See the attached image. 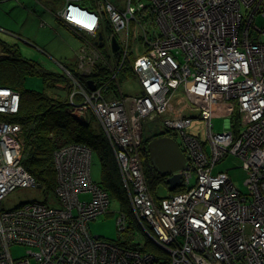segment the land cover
I'll use <instances>...</instances> for the list:
<instances>
[{
    "label": "built area",
    "instance_id": "2783aa9c",
    "mask_svg": "<svg viewBox=\"0 0 264 264\" xmlns=\"http://www.w3.org/2000/svg\"><path fill=\"white\" fill-rule=\"evenodd\" d=\"M90 1L66 0L57 17L91 35L76 53V70L107 66L120 96L104 98L99 87L87 91L65 69L69 111L100 125L135 220L157 249L91 234L88 222L107 211L110 197L91 178V148L75 142L53 153L55 199L0 209V264H264V24H256L264 0ZM131 22L138 28L137 54L130 48ZM129 56L140 85L134 95L122 94L117 82ZM19 101L17 91L0 86V113H16ZM216 116L225 119L222 132L213 130ZM156 119L187 159L183 189L160 198L147 185L140 155L142 122ZM194 119L204 122V139L190 132ZM22 151L21 125L0 120V201L17 187L38 186L21 163ZM229 154L246 172L247 193L226 171H213ZM84 192L89 199L79 198ZM125 218L119 214V229ZM12 244L30 250L15 259Z\"/></svg>",
    "mask_w": 264,
    "mask_h": 264
},
{
    "label": "trees",
    "instance_id": "16d2710c",
    "mask_svg": "<svg viewBox=\"0 0 264 264\" xmlns=\"http://www.w3.org/2000/svg\"><path fill=\"white\" fill-rule=\"evenodd\" d=\"M81 34L84 36V33ZM90 36L88 35V37ZM98 43L100 44L101 42ZM0 45L4 52V54L0 55V86L10 87L17 91L20 96L18 111L14 114L0 113V120H10L21 125L23 140L21 163L23 167L31 173L40 187H44L46 191H54L56 186V171L53 161L54 151L67 143L76 142L89 146L93 155L97 157L100 167L101 180L98 184L108 193L110 198L118 201L120 213L125 216H132L140 228L131 210L115 155L100 125L94 120V123H92V117L90 120L84 121L77 119L76 116L70 113L67 96L65 99H60L56 93L47 94L43 91L28 89L23 86L26 76L36 75L41 77L43 83L48 87L55 89L67 87L68 89L69 76L66 73L47 70L39 61L24 57L20 54L15 44L10 45L0 40ZM101 46L104 48L105 44L101 43ZM102 51L105 53V49ZM114 61L117 62L119 67V58L114 59ZM131 64L132 59L130 56L122 62L117 71L118 83L128 77H134ZM70 71L87 91L91 90L87 81L92 80L95 87L101 89L104 98L118 97L117 85L111 77L107 66L97 63L89 74L80 73L76 69H70ZM66 93L68 94V90ZM232 126L234 129L237 128L235 118H233ZM168 132L158 131L151 132L145 136L142 135L140 146V155L147 185L154 197L158 198L162 197V194L157 191L161 187L167 189L168 192L166 194L168 195L180 192L183 189L180 184L174 189H169L166 182L167 176L156 173L150 164L147 142L159 135H168ZM126 228L127 225L125 223L123 228L119 230ZM116 243L119 242L116 241ZM128 246L141 250L157 249L147 236L143 246L140 247L138 244L129 243Z\"/></svg>",
    "mask_w": 264,
    "mask_h": 264
},
{
    "label": "rangeland",
    "instance_id": "374dc122",
    "mask_svg": "<svg viewBox=\"0 0 264 264\" xmlns=\"http://www.w3.org/2000/svg\"><path fill=\"white\" fill-rule=\"evenodd\" d=\"M112 1L117 2V0ZM18 5L20 6V4ZM258 17L259 18L256 19V24L262 26L264 24V17L262 15H259ZM25 19V13L20 8L16 7V4L14 2H0V38L6 39L8 41L16 40L14 39L16 35L14 33L9 34V30L11 29L14 32H19L17 30L22 29L24 31V35L30 36V38H34L35 43L40 45L45 50L43 51L42 49L41 51L38 47L19 42L18 50L23 56L30 57L39 61L45 69L53 72L65 73L66 68L74 70V51L72 52V49H80L79 46L83 43V38L81 39L78 36L74 35L62 25H60V27L63 29L61 30V34L55 35V33L52 34L49 32L40 34L38 33V30L41 29L39 24L36 22L27 23L25 22ZM130 27L132 28L129 32L131 38L130 48L134 54H137L139 47H137V39L135 34L138 31V28H133L132 22L130 23ZM105 32L106 30H104V33ZM54 44H57L59 48L54 47ZM68 47L70 52L69 55L60 53L62 52V49L65 50ZM100 48L101 50L104 49L103 46H101ZM119 84L120 91L124 95H134L140 89V85L136 77H128L127 79H123L119 82ZM23 86L28 89L43 91L47 94L56 93V95L60 99H65V97L67 96V87L63 89L48 87L43 83L42 78L36 75L26 76L23 82ZM117 95L118 97L120 96L119 93H117ZM93 120L95 121V119L92 118V123H94ZM212 123L214 132H222L226 128V122L223 117L216 116L212 118ZM142 127L143 136H145L147 134H150L151 132L161 131L164 128V125L160 119L152 121L143 120ZM190 127L191 133L198 134L201 139L205 138L203 133L204 122L199 119H194ZM218 170L226 171L235 186L242 193H247V188L245 185L246 172L241 166V162L237 158L229 154L225 159L215 165L213 171L216 172ZM90 174L92 180L99 183V181L101 180V174L99 163L95 155L92 156ZM190 182H193V178L190 179ZM157 191L162 195L168 192L164 187L159 188ZM55 197L56 196L53 190L46 191L44 187H17L13 191H11L3 200L0 201V209H11L21 203L32 200L47 202L53 200V198L55 199ZM79 198L82 200L89 199V193H80ZM119 214L120 206L118 201L114 198H110L107 211L88 222L89 231L94 236H98L100 238H104L113 242L118 241L120 244L122 243L125 246H128V243L143 245L146 235L137 226L132 216L126 214L127 216L125 218V223L127 225V228L119 230L117 222ZM29 250L30 247L26 245L12 244L9 246L10 254L15 259L26 256V253Z\"/></svg>",
    "mask_w": 264,
    "mask_h": 264
},
{
    "label": "crops",
    "instance_id": "0c3cea01",
    "mask_svg": "<svg viewBox=\"0 0 264 264\" xmlns=\"http://www.w3.org/2000/svg\"><path fill=\"white\" fill-rule=\"evenodd\" d=\"M2 1L14 2L16 4V7L20 8L25 13V15H26L25 22H27V23H30V22L38 23L39 26L41 27V29L38 30V33L45 34V33L49 32L52 34L55 33V35L61 34L62 33L61 30H63V29L60 27V25H62L68 31L72 32L74 35L78 36L81 39L83 38L82 39L83 43L79 46L80 48L84 45L85 34H84V36L78 34L74 30L70 29L67 25L62 23V21L57 17L58 11L63 7L66 0H0V2H2ZM70 1L79 3V4L84 5V6H91L90 0H70ZM117 1H119V0H117ZM18 4H20L21 7ZM6 29H8V28H6ZM103 29H104V27H100L98 31L103 32ZM17 31H19V32H14L13 30L10 29L8 32L9 34L14 33L16 35L14 37V39H16V40L8 41V40L2 39V38H0V40L3 41L4 43L10 44V45L15 44L17 49H18L19 42H23V43H26L30 46L38 47L42 51L43 48L40 45H38L37 43H35L34 38L31 37L33 39L32 40L30 38V36L24 35L23 34L24 31L22 29H19ZM53 46L59 48L57 44H54ZM74 47H75V45H74ZM76 49H72V52L74 51V62L75 63H76V53L79 50V49L78 50H76ZM43 51H45V50L43 49ZM70 51H71V49H70ZM60 53H64V54L69 55L70 54L69 47L65 50L62 49V52H60ZM24 57H26V56H24ZM26 58H30V57H26ZM31 59H33V58H31ZM33 60H35V59H33ZM75 63L73 66L74 70L76 69ZM62 86L65 87V85H63V84H62ZM166 195H168V194H164L161 196H166Z\"/></svg>",
    "mask_w": 264,
    "mask_h": 264
},
{
    "label": "water",
    "instance_id": "95a60500",
    "mask_svg": "<svg viewBox=\"0 0 264 264\" xmlns=\"http://www.w3.org/2000/svg\"><path fill=\"white\" fill-rule=\"evenodd\" d=\"M102 36H99L101 39ZM117 42L112 39L111 48L117 50ZM90 89H94L95 85L92 80L87 81ZM83 120V117H77ZM147 152L150 159V164L154 171L160 175H166V182L169 189H174L180 184L182 175L180 170L186 168L187 159L180 148L178 142L170 136H157L147 142ZM39 186V185H38Z\"/></svg>",
    "mask_w": 264,
    "mask_h": 264
},
{
    "label": "clouds",
    "instance_id": "9594fccd",
    "mask_svg": "<svg viewBox=\"0 0 264 264\" xmlns=\"http://www.w3.org/2000/svg\"><path fill=\"white\" fill-rule=\"evenodd\" d=\"M70 1V0H69ZM73 2V1H72ZM76 3V2H75ZM79 4V3H78ZM84 6V5H83ZM82 33H84L85 34V32H82ZM85 35H87V37H88V33H86ZM99 40H102V38L101 39H99ZM0 49L2 50V48H1V46H0ZM2 52H3V50H2ZM2 54H4V52L2 53ZM2 54H0V55H2ZM66 68V67H65ZM66 69H68L69 71H70V69L69 68H66Z\"/></svg>",
    "mask_w": 264,
    "mask_h": 264
}]
</instances>
